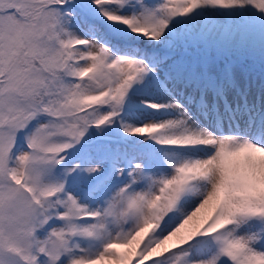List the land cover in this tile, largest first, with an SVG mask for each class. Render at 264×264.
I'll return each instance as SVG.
<instances>
[{
    "label": "snow or ice",
    "instance_id": "1",
    "mask_svg": "<svg viewBox=\"0 0 264 264\" xmlns=\"http://www.w3.org/2000/svg\"><path fill=\"white\" fill-rule=\"evenodd\" d=\"M0 264H264V0H0Z\"/></svg>",
    "mask_w": 264,
    "mask_h": 264
}]
</instances>
